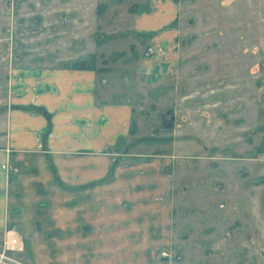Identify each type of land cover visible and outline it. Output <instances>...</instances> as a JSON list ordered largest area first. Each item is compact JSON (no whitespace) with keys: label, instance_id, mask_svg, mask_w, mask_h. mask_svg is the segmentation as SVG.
<instances>
[{"label":"rangeland","instance_id":"obj_1","mask_svg":"<svg viewBox=\"0 0 264 264\" xmlns=\"http://www.w3.org/2000/svg\"><path fill=\"white\" fill-rule=\"evenodd\" d=\"M153 1L0 0V101L5 79L21 80L23 92L30 73L75 69L83 61L85 70H95L111 87L103 96L111 101L117 96L113 102L131 107L128 131L114 144L112 170L100 183L96 253L82 250L77 185L62 184L55 158L42 167L24 158L16 177L21 190L7 189V211L16 221H7L0 233V250L7 232L17 235L20 250L10 252L15 259L26 264H84V259L86 264H264V154L259 152L264 150V88L253 90L259 73L253 75L252 67L244 88L238 85L237 39L227 40L229 31L215 25L222 17L221 0H207V15L194 14L191 0H168L179 10L186 34L193 17L209 29L201 30V23L194 41L185 35L177 44L175 50L192 53V62L177 64L184 75L173 77L175 71L160 78L159 68L172 62L165 61L156 39L151 42L159 31L141 36L132 27ZM148 49L153 51L145 56ZM122 55H132L133 61L119 60ZM260 70L264 83V63ZM259 120L261 128L255 130ZM125 214L134 216L133 237L123 231ZM147 215L155 221L149 225L158 228H137ZM110 226L117 231L111 233ZM131 245L134 253L123 252Z\"/></svg>","mask_w":264,"mask_h":264},{"label":"crops","instance_id":"obj_2","mask_svg":"<svg viewBox=\"0 0 264 264\" xmlns=\"http://www.w3.org/2000/svg\"><path fill=\"white\" fill-rule=\"evenodd\" d=\"M217 4V12L221 13L222 10V17H217L215 25L222 31H229L227 40L233 37L237 39L238 85H243L247 71H251L253 67V75L259 73V77H254L253 90L255 93L261 92L264 88L262 79H259L264 63V0H221ZM189 5L194 8V14L207 15L209 12L207 0H191ZM150 8L149 12L137 16L132 25L133 33L142 36L159 31L158 37L151 42L156 39L154 43L162 46L166 52L165 61L172 64L161 66L158 75L165 79L176 71L173 77L181 78L184 74L180 70L181 67L177 68V64L192 62V53L188 54V49L175 50L176 46L182 44L185 35L195 39L198 35L197 29L204 22L196 21L191 13L193 21L189 23V33L186 34L183 30L185 23L178 21L179 10L173 7L171 2L153 1ZM210 12L214 13L212 9ZM231 12L238 14V17L231 18ZM205 23L201 30L209 29V24L207 26ZM170 25L174 27L170 28ZM236 30L237 32L231 33ZM222 42L225 40L222 39ZM152 51L148 49L145 56H149ZM119 60L132 62L133 56L122 55ZM30 74L29 79L24 81L28 87H24L23 92L21 80L5 79L4 93L0 101V233L4 232L5 223L14 221L13 216L16 217L12 211H7V189L12 186L13 190H21L20 185L17 187L20 180L16 177L20 172L19 167L23 165V159H29L30 165V159H34L36 165L42 167L45 160L55 158L52 162L58 166L56 171L62 176V184H67L66 188L70 186L68 184H76L81 191L79 207H83V214H79V222L83 223L84 231H80L79 238L84 244L83 248L81 245L83 253H96V239L99 237L96 222L102 221L101 214H98L102 202L100 183L104 174L112 170L116 155V151L112 150L114 144L128 131L131 107L127 102H113L117 96L112 101L103 96L104 90L112 89L106 79L95 70L57 67ZM124 74L128 75L127 70ZM257 110L259 112L261 108L257 106ZM259 116L261 119V112ZM260 121L255 125V130H260ZM259 152L264 154L262 149ZM49 163L51 164V161ZM13 165L16 168H12ZM7 168L10 172L12 170L9 172L13 175L11 181L7 178ZM87 209L90 213L93 211V214L87 215ZM124 218L127 222L123 230L126 232L125 236L133 237L134 216L125 214ZM109 221L118 220L117 217H110ZM149 221L155 222L147 215L142 221L143 224L137 228L146 231L159 227L150 226ZM164 225L166 230V224ZM86 230H89L88 235ZM109 231L116 232L117 226H110ZM126 248L123 252H135L132 245Z\"/></svg>","mask_w":264,"mask_h":264},{"label":"built area","instance_id":"obj_3","mask_svg":"<svg viewBox=\"0 0 264 264\" xmlns=\"http://www.w3.org/2000/svg\"><path fill=\"white\" fill-rule=\"evenodd\" d=\"M20 250V241L14 232H7L0 250V264H26L10 255L11 251Z\"/></svg>","mask_w":264,"mask_h":264},{"label":"trees","instance_id":"obj_4","mask_svg":"<svg viewBox=\"0 0 264 264\" xmlns=\"http://www.w3.org/2000/svg\"><path fill=\"white\" fill-rule=\"evenodd\" d=\"M73 68H75L77 70H85V69H87V66H86L85 62L81 61V62L75 63Z\"/></svg>","mask_w":264,"mask_h":264},{"label":"water","instance_id":"obj_5","mask_svg":"<svg viewBox=\"0 0 264 264\" xmlns=\"http://www.w3.org/2000/svg\"><path fill=\"white\" fill-rule=\"evenodd\" d=\"M168 127H170V124H168Z\"/></svg>","mask_w":264,"mask_h":264}]
</instances>
